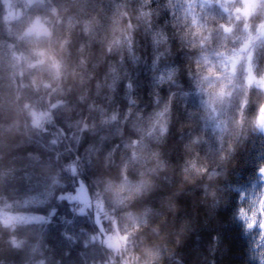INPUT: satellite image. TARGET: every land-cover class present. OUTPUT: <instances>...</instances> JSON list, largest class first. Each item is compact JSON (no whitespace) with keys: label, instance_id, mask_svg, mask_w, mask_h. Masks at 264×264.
<instances>
[{"label":"trees","instance_id":"trees-1","mask_svg":"<svg viewBox=\"0 0 264 264\" xmlns=\"http://www.w3.org/2000/svg\"><path fill=\"white\" fill-rule=\"evenodd\" d=\"M230 6L0 0V264H264L247 216L263 189L250 78L264 39L250 69L246 54L227 67L264 15Z\"/></svg>","mask_w":264,"mask_h":264},{"label":"rangeland","instance_id":"rangeland-1","mask_svg":"<svg viewBox=\"0 0 264 264\" xmlns=\"http://www.w3.org/2000/svg\"><path fill=\"white\" fill-rule=\"evenodd\" d=\"M7 1L10 4V0ZM26 1H29V3H31L34 0ZM227 2L236 9L235 18L238 21L242 20V17L248 18L250 15L255 14L258 10H262L264 15V0H250L249 2H246V0H227ZM258 26L259 27L256 28L257 31L255 30L254 33H251L252 30L250 26H243V28L248 31V34L246 33L245 39L246 44L241 49V53L232 54L227 57L229 58V60L227 61L229 66L227 67H237L240 64V60H242L243 58V54L247 55V61L243 63V67H247L248 69L252 67L251 59L253 44L256 39H264V21L261 22ZM31 32L35 33V27L32 29ZM250 83L261 88L264 91V76L259 77L257 79L250 78ZM260 114L261 115L259 119V127L261 131L264 132V107ZM260 175L263 185L262 193L255 202L253 212L247 216L250 225L252 227H260L263 230L264 234V168L262 169ZM72 201L78 204L77 212L79 214L86 213L87 210L90 208V196L82 182L77 188L76 194L74 195V199H72ZM96 222L99 228L101 229V236L99 238L103 240L104 244L108 248L112 249L114 252H120V250L122 249L120 242L122 241L124 243L125 238L119 233L107 232L102 224L100 215L98 213H96Z\"/></svg>","mask_w":264,"mask_h":264},{"label":"water","instance_id":"water-1","mask_svg":"<svg viewBox=\"0 0 264 264\" xmlns=\"http://www.w3.org/2000/svg\"><path fill=\"white\" fill-rule=\"evenodd\" d=\"M250 0H246V2H249ZM227 32H230V30H227Z\"/></svg>","mask_w":264,"mask_h":264}]
</instances>
